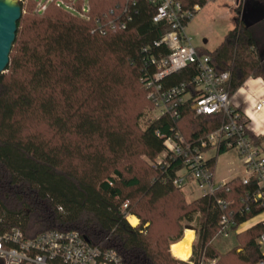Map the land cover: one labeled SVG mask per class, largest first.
Returning <instances> with one entry per match:
<instances>
[{"label": "trees", "instance_id": "trees-1", "mask_svg": "<svg viewBox=\"0 0 264 264\" xmlns=\"http://www.w3.org/2000/svg\"><path fill=\"white\" fill-rule=\"evenodd\" d=\"M182 1L190 8L208 0ZM20 3L10 62L0 74V227H21L29 238L48 230H78L92 244L114 249L125 264H226L231 256L257 264L264 256L257 243L264 233L262 221L235 228L225 238L231 248L223 251L214 244L220 209L213 199L186 201L171 181L178 161L166 158L149 166L141 159L155 161L164 150L157 132L169 136L176 126L163 115L138 127L139 114L128 111L135 90L152 106L140 81L143 48L149 47V54L166 51L154 41L169 29L153 23L156 5L89 0L92 19L85 20L54 2L43 12L39 0ZM237 4L240 17L224 41L214 51L197 48L218 71L230 73L231 93L250 76L264 79V17L251 24L243 19L245 9L264 8V0ZM125 7L132 17L126 29L94 30V18L111 9L121 14ZM195 73L189 67L164 83L187 81ZM189 103L179 108L178 126L186 139L222 123L221 115L196 117ZM228 186L229 193L217 196L237 199L246 189L240 177ZM260 213L255 208L238 223ZM127 214L140 219L138 226L128 222ZM194 218L201 248L197 252L193 245L189 261L177 259L170 246L183 238L181 222Z\"/></svg>", "mask_w": 264, "mask_h": 264}, {"label": "built area", "instance_id": "built-area-1", "mask_svg": "<svg viewBox=\"0 0 264 264\" xmlns=\"http://www.w3.org/2000/svg\"><path fill=\"white\" fill-rule=\"evenodd\" d=\"M149 1L157 7L153 23L165 24L169 29L154 41L156 48L164 47L166 51L149 54V47L143 48L144 74L140 81L156 108L155 118L168 115L176 123L172 135L157 132L164 138V150L155 162L160 164L166 158L178 161L180 168L172 184L183 191L189 188L193 192L196 187L201 193L198 197L213 199L220 209L217 236L228 238L235 228L238 231L244 223L238 220L255 208L261 210L255 217L264 224V146L258 142L264 137V119L257 118L264 112V79L250 77L231 93L230 73L218 71L210 56L200 55L186 32L203 6L186 8L182 0ZM50 2L85 20L92 19L89 0H39V12ZM131 19L128 7L121 14L111 9L94 18V30L106 34L126 29ZM189 67L196 72L189 80L164 83L168 76ZM188 102L196 117L221 115L222 123L195 140L186 139L178 124L179 108ZM227 152L238 154L244 169L237 177L246 189L237 199L217 196L218 192L229 193V181L237 178L218 180L215 176L218 156ZM126 208L127 203L122 209ZM130 216L126 215L128 221ZM1 226L0 259L5 264H125L114 249L92 244L78 230H48L29 238L21 227ZM257 243L264 255V233ZM257 264H264V256Z\"/></svg>", "mask_w": 264, "mask_h": 264}, {"label": "rangeland", "instance_id": "rangeland-1", "mask_svg": "<svg viewBox=\"0 0 264 264\" xmlns=\"http://www.w3.org/2000/svg\"><path fill=\"white\" fill-rule=\"evenodd\" d=\"M18 1L22 2V0H18ZM237 3H238L237 0L207 1L206 5L203 6L202 10L190 21V23L187 25L186 28V32L191 37L192 43L196 48H200V49L202 48V49H207L209 51H214L224 41L227 33L235 27V19L237 17H240V14H237L236 12V7L238 5ZM140 94L141 93L138 90L132 92V94L130 95L131 99H130L128 111L130 114H135V115L139 114V117L137 119V125L138 127L143 128L146 126V123L148 121L155 118L157 113L153 103L152 106L146 104L142 99V95ZM263 146H264V140H263ZM160 158L161 156H157L156 160L159 161ZM141 159L147 162V165L149 166L155 164L154 160H149L145 157H141ZM243 173H244V169L242 167V162L238 154L234 152H227L218 156V163L215 171V176L218 180L227 179L236 174L242 175ZM189 192L184 193V197L188 202L193 201L201 194L196 187L194 188L192 193ZM138 220L140 222L139 218ZM181 224H182L183 236H184V231L187 228L194 230L195 239L192 244V252H193V245H196L195 250L199 252L201 245L199 243L200 239L196 230V228L197 229L199 228L196 219L194 218L192 222L182 221ZM214 244L221 247L223 251H226L227 249L231 248V243L230 242L227 243L226 239L222 237H217L214 240ZM171 246H170V251H171ZM241 250L242 248L238 249V251ZM226 264H244V263L235 261L234 258L231 256V258L228 259V263Z\"/></svg>", "mask_w": 264, "mask_h": 264}, {"label": "water", "instance_id": "water-1", "mask_svg": "<svg viewBox=\"0 0 264 264\" xmlns=\"http://www.w3.org/2000/svg\"><path fill=\"white\" fill-rule=\"evenodd\" d=\"M21 16L20 1L0 0V74L4 73L9 65L10 53L16 40L18 21ZM263 17L264 8L259 4L243 12V19L247 21V24L255 23ZM0 264H5L4 260L0 259Z\"/></svg>", "mask_w": 264, "mask_h": 264}, {"label": "bare ground", "instance_id": "bare-ground-1", "mask_svg": "<svg viewBox=\"0 0 264 264\" xmlns=\"http://www.w3.org/2000/svg\"><path fill=\"white\" fill-rule=\"evenodd\" d=\"M129 222L136 226L139 222L138 218L135 216L129 217ZM195 239V232L193 229L187 228L184 231L183 238L178 241L177 243H173L171 246V253L172 255L180 260L187 261L192 253V244Z\"/></svg>", "mask_w": 264, "mask_h": 264}, {"label": "crops", "instance_id": "crops-1", "mask_svg": "<svg viewBox=\"0 0 264 264\" xmlns=\"http://www.w3.org/2000/svg\"><path fill=\"white\" fill-rule=\"evenodd\" d=\"M238 2V1H237ZM257 118L258 119H264V112H262L261 114H259L258 116H257ZM221 154H224V153H221ZM220 154V155H221ZM218 163V162H217ZM237 176H240L239 174H236V175H233V176H231L230 178H227V179H232L233 177H237ZM191 192V190L189 189V188H186L185 190H184V193H188V192ZM189 192V193H190ZM192 193V192H191ZM264 215V214H263ZM132 216H135V215H132ZM136 217V216H135ZM259 218L260 217H255V218H253V219H251V220H249V221H246V222H244L243 223V225L240 227V229H245V228H247V227H249L250 225H252L253 223H256L257 221H259ZM239 229V230H240ZM193 253V252H192ZM191 256H192V254H191ZM190 259V258H189ZM189 259L187 260V261H189Z\"/></svg>", "mask_w": 264, "mask_h": 264}]
</instances>
